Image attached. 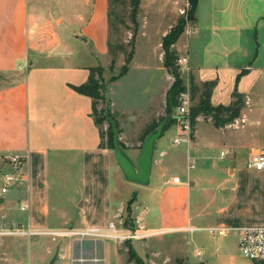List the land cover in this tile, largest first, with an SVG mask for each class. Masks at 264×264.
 I'll list each match as a JSON object with an SVG mask.
<instances>
[{"label":"crops","instance_id":"obj_1","mask_svg":"<svg viewBox=\"0 0 264 264\" xmlns=\"http://www.w3.org/2000/svg\"><path fill=\"white\" fill-rule=\"evenodd\" d=\"M83 1L89 7L87 19H90L94 8L93 0ZM175 1L177 0H173L174 6ZM29 4L31 3L28 0H0V161L10 154L20 155L23 160L18 179L8 187L6 193L0 194V218L3 222L13 220L23 228L33 231L74 235L68 247V262L85 264L87 260L90 261L91 256L88 255L92 252L87 247L92 248L93 243L105 237L69 232L97 229L107 233L110 230L106 229L108 223L114 225L113 218L123 206L122 201L117 205L110 203V181L114 178L119 183L121 172L114 162L112 149L99 137L97 127L89 115L90 98L72 88L73 85L84 82L88 68L94 67L70 61L76 55L70 47V40L77 38V35L69 29L68 32L65 30L73 19L60 16L58 21L59 17L54 18L51 13L40 11L34 5L29 7ZM259 18H264V0H197L192 29L194 32L191 33L190 30L187 33L200 36L199 41L201 37L210 34L212 40L208 39L206 44L212 45L215 40L224 41L225 45L221 44V47L227 51L226 43L230 38L225 32L233 34L239 27H245L243 30H247L246 27L256 23ZM77 19L81 22L84 17L78 13ZM248 19L251 21L247 22L246 26ZM170 26L168 25V29ZM167 31L164 30L162 34ZM235 34L238 35L236 31ZM231 37L235 39L234 36ZM86 40L90 41L86 38L82 41L83 44H86ZM175 44L176 41L172 47ZM263 44L259 52V45L255 43L251 63L243 66L228 62L206 64V59L189 64L188 51L185 49L181 55L193 70L194 74H191L194 80H211L214 75L220 82L226 73L233 74L234 71L245 70L243 76L250 75L252 71L257 75H264ZM90 47L91 50L88 49L85 54H95L92 42ZM224 57H227V54H224ZM204 72L211 74L205 75ZM212 95L209 98L211 104H222L213 102ZM105 97L109 100L110 107L112 101L108 96ZM161 98L163 102L162 95ZM231 100L230 95L229 102ZM241 109L232 125L236 120H241ZM135 116L136 114L133 118ZM161 116L162 105L152 112L143 110L138 116L139 123L134 128L133 139H130L132 131L129 123L125 121V117L119 116L114 119L118 141L127 146L126 141L140 140L147 124L157 121ZM174 117L175 120L168 123L160 136L154 140L151 155L147 187H150L151 194L157 193L153 204L156 203L158 226L145 230L143 217L150 209L149 204L147 201L135 203L131 205L134 230L132 233L139 236L130 239L145 238L167 231H208L210 228L235 232L234 229L240 226L264 224V171L235 167L234 151L228 154L224 165L216 166L218 176L209 173L202 179L204 172H185L190 168L204 171L214 168V165L210 164L211 157L202 153L206 145L196 141V123L191 139L186 140L180 127L181 118L176 115ZM197 120H203L213 128H221L213 126L209 117L198 115ZM228 125L229 123L224 126ZM175 138L179 139L177 143L173 142ZM99 142L102 143L101 146ZM196 146L200 148L196 149ZM182 158H190L198 164L196 163L195 167L186 164L185 173L178 175L171 170ZM49 162H52L55 171ZM175 176L178 177L176 182L172 181ZM202 182L207 185L202 187ZM197 187L198 195L191 196V189ZM201 188L207 192L201 194ZM54 189L70 192L65 200L73 213L65 218L66 214L57 210L59 221L56 225L66 224L74 226L73 228L48 230L53 222L49 218V194ZM7 194L10 197L6 200L3 196ZM57 199L55 197L54 207L63 208ZM212 200L216 203L209 213L208 203ZM118 244L116 241V248H120ZM150 254L156 256L157 251L152 250ZM201 254L202 250L197 247L195 255ZM164 258L161 263L168 261V258ZM91 259L99 260V257L94 256ZM175 261L180 264L182 259Z\"/></svg>","mask_w":264,"mask_h":264},{"label":"rangeland","instance_id":"obj_2","mask_svg":"<svg viewBox=\"0 0 264 264\" xmlns=\"http://www.w3.org/2000/svg\"><path fill=\"white\" fill-rule=\"evenodd\" d=\"M28 1L31 3L29 7L30 5H34L40 11L51 13L54 18L56 16L59 17L58 21H60V16L65 17V19L67 17L73 19L65 30V32H68L69 29L77 35V38L70 40V47L76 52L75 57L71 58L70 61L102 67L105 79L110 74L114 75L118 72L123 62L124 53H117L112 69L108 70L110 57L106 53V0H93L94 8L92 9L90 19H87L89 7L86 6L83 0ZM175 2L174 6L173 0H140L139 12L137 14L138 26L133 41V54L128 64V71L124 76L107 83L103 89V94L108 96L112 101V108L111 106L109 108L113 120L118 119L119 116H123L125 117V121L129 123L132 131L130 139H133L134 128L139 123L137 121L138 116L143 113V110L147 109L149 112H152L159 105H162L164 109V91L166 92L164 88L166 86L167 89L172 77L162 66L160 40L161 36L164 35L162 34L163 31L168 30V25L174 26L180 18L184 20L182 33L172 48L176 56L173 66L176 68L178 76L185 87L181 92H186L188 96V75L189 73L194 74V72L188 65L187 69L181 70L180 68L183 65L178 62V59L183 57L181 54H183L185 49L188 51L189 64L206 59V64L228 62L240 66L251 63L253 51L256 48L255 43L259 45L257 50L259 52L262 50V42H264V18H259L256 23H252L250 26H247V22L251 21V19H248L246 21L247 30H243L245 27H239V29L235 30L238 35L235 34V31H233V34L225 32L226 36L230 38V41L226 43L228 50L225 51L221 47V44L225 45L224 41L215 40V42H212V45L206 44L208 39L212 40V35L210 34L201 37V42L199 41L200 36L189 35L187 32L191 30V33H193L194 31L192 32L193 21L188 20L186 17V2L181 0ZM112 9L108 34L111 50L113 51L117 46L123 45L124 52H127L132 30V24L128 17V6L125 4L124 8H122L113 5ZM78 13L84 17L81 22L77 19ZM252 20H254V17H252ZM235 22L238 23L236 18ZM83 36L90 41L86 40V44H83L82 41L86 39ZM231 36H234L235 39ZM90 42H92L95 54H89L90 52L84 53L88 49L91 50ZM224 54H227V57H224ZM244 73L246 72L234 71L233 74L226 73L224 79L220 82L215 79L214 75L211 78V80L215 81L211 92L213 94L211 98L213 102L228 104L233 91L242 95L241 120H236L234 125H232V121L228 126L213 128L203 120L196 121V117L194 119V125L196 123L195 128L197 130L195 133L196 141L202 145H206L202 153L211 157L210 164H213L214 168L205 169L204 171L203 169L199 171L197 168L195 170L190 168L185 171L186 164H192L195 167L197 162L190 158H182L179 160L178 165L173 168L174 170L172 169L171 171L176 172L178 175H183L185 172H200V174L204 172L205 176L202 179L206 178V174L209 173L218 176L219 172L216 168L227 162L228 154L236 151L235 167L246 169L244 162L249 157L250 149H264V75H257L252 71L250 75L243 76ZM204 74L210 75L211 72H204ZM252 77H255L253 81ZM240 89H243V91ZM161 95L163 96V102ZM175 99L178 105L177 96ZM188 104H190V100ZM98 108L99 106H96V109ZM175 108H172L171 115H176ZM135 114L136 116L133 118ZM151 123L149 122L147 126ZM194 125L193 127L189 125L188 139H191ZM100 126L104 133L103 141L107 144L105 134L106 123ZM139 141L136 139L135 142L126 141L127 146H124L119 141L124 149H127L125 152L134 162L137 159L141 146V141ZM199 148L200 146H196V149ZM191 155L195 154L191 153ZM49 164L52 170L55 171L52 162H49ZM3 166L5 165L0 161V168ZM120 181L118 183V180L115 181L114 178L110 181V203L117 205L119 201H122L123 204L122 210L113 218L114 226L119 231V234L132 233L134 231L132 229L131 205L141 201H147L150 208L148 213L143 217L146 224L145 230L157 227L156 203L155 205L153 204L157 193L151 194L150 187H147L148 185H140L125 180L121 173ZM153 183L154 179L152 180ZM206 185L207 183L202 182L201 186L204 187ZM201 190H203L201 194L207 192L204 188H201ZM133 192L135 193L134 202L127 207L126 201ZM198 192V187L191 189V196ZM69 193L54 189L49 194V218L53 222L48 227V230H66L69 227H74L66 224L56 225L59 221L57 210L66 214L65 218L73 215L65 200V197ZM9 197L10 195L8 194L3 196L6 200ZM55 197L58 198L57 200L63 208L54 207L56 205ZM215 203L213 200L208 203L207 211L209 213L212 211ZM106 229L108 228L106 227ZM72 237L74 235L61 233L47 234L45 232L29 236L28 238L25 235H4L0 241V264H46L53 256L56 257L53 264H69L67 255ZM60 238L62 239L60 240ZM100 240L93 243L94 246L92 248L90 246L87 247L89 251L93 252H90L88 256L99 257V260H93L89 257L90 261L87 260L85 264H134L133 261H128L126 257L125 243L128 244L129 240L132 249L140 257L143 264H179L175 259H182L180 264H195L199 262L201 264H257L240 254L237 248L236 231L234 232L233 230H225L222 235L206 231L205 229H199L195 231H167L162 234L146 236L145 238L105 237V239ZM116 241L119 242L120 248H116ZM88 244L91 245L90 242ZM197 247L202 250V254L199 256L195 255ZM152 250L157 251L156 256H151L150 252ZM164 256L168 258V261L161 263L165 259Z\"/></svg>","mask_w":264,"mask_h":264},{"label":"trees","instance_id":"obj_3","mask_svg":"<svg viewBox=\"0 0 264 264\" xmlns=\"http://www.w3.org/2000/svg\"><path fill=\"white\" fill-rule=\"evenodd\" d=\"M139 2L140 0H106V53L109 55V64L108 70L110 71L113 67L114 60L116 59L117 53L123 54V62L119 67V70L116 74H110L107 79L103 77V68L100 66H94L88 68V75L84 82L73 85L72 88L80 94H83L90 98V112L93 123L97 127L99 137L103 138V131L101 129V124L106 123V141L107 147L113 149L112 146V133L109 120H113L112 113L109 109V100L103 94V89L105 85L119 77H121L128 69V64L132 58L133 54V41L137 31V14L139 12ZM197 0H186L187 10L186 17L188 20L194 22L195 20V7ZM125 4L128 6V17L132 24L131 36L128 42L129 49L127 52H124L123 45H119L115 50H111V46L108 40L109 27L111 23V15L113 12L112 6H119L124 8ZM184 26V20L182 18L178 19L174 26H170L168 31L161 36L160 48L162 52V66L170 74L172 80L169 86L166 89L164 97V109L163 116H161L157 121L152 122L146 126L141 135L140 141L144 136L154 129L157 123L161 120L162 117L168 116V120L163 126L162 130L168 125V123L174 121L175 117L172 114V108L176 107L175 97L179 92L184 90V85L181 82L180 77L176 71V68L173 66L174 59L176 58L172 45L175 43L179 35L182 33ZM241 70L240 72H244ZM188 93L190 104L188 105V120L189 125L193 127L194 119L198 115L209 117L211 123L215 127H221L225 124L232 122L235 118L238 117L239 111L243 106V97L241 94L233 91L231 93L232 100L228 104H211L209 101L211 90L214 86L213 80H205L196 82L194 76L189 73L188 75ZM96 106H99L96 109ZM116 128V124L114 123ZM117 130V129H116ZM118 144L124 149L123 145L118 141ZM101 146L102 143L99 142ZM135 193L133 192L129 199L126 201V206L128 207L134 201ZM126 257L128 261H133L134 264H143L141 259L136 256L131 245L126 244Z\"/></svg>","mask_w":264,"mask_h":264},{"label":"built area","instance_id":"obj_4","mask_svg":"<svg viewBox=\"0 0 264 264\" xmlns=\"http://www.w3.org/2000/svg\"><path fill=\"white\" fill-rule=\"evenodd\" d=\"M178 62L183 65L180 69H187L186 60L184 57L178 59ZM188 94L186 92H179L177 95L178 105L176 106V116L181 118L180 127L184 132L185 139H188L189 134V120H188ZM178 138L173 139L174 143L178 142ZM22 156L17 154H10L1 159L3 166L0 168V180L2 185L0 186V194L6 193L8 187L14 183L19 177V168L22 163ZM246 168L264 171V149L252 148L249 151V157L244 163ZM172 181H178V177L172 178ZM22 209V208H21ZM107 228L110 232H101L97 229H88L83 232H69L71 234L79 235H93L96 237H124L135 238L139 235L135 233L119 234V231L112 223H108ZM237 235V248L240 254L249 260H252L258 264H264V224L257 225H244L234 229ZM209 232H216L217 234L224 233V229L210 228ZM42 233L40 231H33L28 228H23L20 224H17L13 220L3 222L0 219V236L3 235H25L32 236ZM199 251L196 252L198 254Z\"/></svg>","mask_w":264,"mask_h":264},{"label":"water","instance_id":"obj_5","mask_svg":"<svg viewBox=\"0 0 264 264\" xmlns=\"http://www.w3.org/2000/svg\"><path fill=\"white\" fill-rule=\"evenodd\" d=\"M167 118L168 116L162 117L156 127L144 136L135 162L129 158L125 150L118 144L117 130L114 126V122L109 120L112 133V155L125 180L140 185L148 184L153 143L154 140L160 136ZM54 259L55 256L46 264H51Z\"/></svg>","mask_w":264,"mask_h":264}]
</instances>
